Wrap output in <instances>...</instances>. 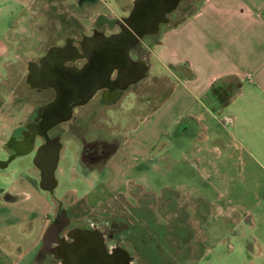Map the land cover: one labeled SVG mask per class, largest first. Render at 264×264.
Here are the masks:
<instances>
[{
    "label": "rangeland",
    "instance_id": "rangeland-1",
    "mask_svg": "<svg viewBox=\"0 0 264 264\" xmlns=\"http://www.w3.org/2000/svg\"><path fill=\"white\" fill-rule=\"evenodd\" d=\"M136 2L137 0H0V42L5 43L7 39L15 45L20 41L24 43L18 45L20 49L15 48L22 56L16 60L13 68L14 81L8 79L9 83L15 84V92L19 98L15 102L19 104V108H14L17 124L27 122L23 114L28 109L20 99L22 91L29 94L30 106H36L49 96L48 93L42 94L28 88L25 82L28 56L32 60H38L51 45L61 44L67 35H76L77 32L90 33L93 29L103 30L105 34L115 32L120 29L118 21L130 16ZM199 2L200 0H180L176 7L179 9L169 15L170 21L162 22L157 33L143 37L146 46L142 47V55L148 56L149 65L153 63L150 74L136 84V91H128L119 104L106 107V114L100 118L103 123L98 128L90 126L92 134L88 133V136L91 138L100 132L104 134L103 137L118 138L117 143L109 141L118 150L104 168L88 174L87 170L80 167L83 142L74 132L65 130L60 138L63 144L61 158L54 172L58 185L47 190L41 184L42 175L36 167V152L15 154L11 159L13 154L0 146V160L6 161L5 167H0V200L5 198L2 189L16 199L14 211L10 214L12 220L7 223L9 226L2 224L0 220V232L7 231L12 236V244L18 247L12 254L15 258L30 255L32 264H57L55 254L46 252L48 247L41 250L40 246L36 250L34 246L38 244L42 231L49 227L50 222L57 216L66 218L67 213L71 216L72 224H87L88 219L96 226L110 227L111 236L108 238L111 237L113 244L120 243L126 247L133 259L137 253L143 250L145 255L148 250L142 246L136 253L135 238L126 234L129 227L132 233L136 232L138 221H141L149 234L155 231L173 234L170 235L169 242V247L173 249L161 253L162 258L169 261L186 262L196 259L200 253L196 248L199 235L204 239L201 253L214 250L216 255L214 261L204 260L200 264H245V260L249 264L250 259L257 256L253 253L254 240L252 233H249L250 229L240 237L228 232L225 235L227 243L223 246L214 245L216 237L213 231L206 239L201 227L204 202L199 199L198 172L193 166L194 159L190 161L183 157L189 138L197 135L198 126L190 125L184 129V122L189 120L186 117L172 125L170 109L165 107L159 112L156 110L169 95L167 83L170 81L172 86L173 81L165 76H152L165 71L156 56H152V45L160 42L169 28L191 15L198 8ZM27 25L30 28L24 31L23 26ZM8 71L4 70L5 75ZM82 110L86 116L88 109ZM87 119L85 117L83 121L85 125ZM118 143L120 147L117 146ZM102 159L105 160L104 157ZM172 160H175L174 167ZM22 176L31 181L32 187L23 188L20 181ZM206 211L214 213L215 208L207 205ZM163 216L185 218L186 222L180 220L175 222V226L168 225L162 219ZM156 217L159 218L158 221L153 222ZM221 224L230 228L229 222L218 221L215 217L208 223L212 228ZM66 230L67 227L64 232ZM182 232L185 233L184 236ZM146 236L147 233L144 232L139 237ZM206 240L211 242V246H206ZM145 260L148 261L149 258Z\"/></svg>",
    "mask_w": 264,
    "mask_h": 264
},
{
    "label": "crops",
    "instance_id": "crops-1",
    "mask_svg": "<svg viewBox=\"0 0 264 264\" xmlns=\"http://www.w3.org/2000/svg\"><path fill=\"white\" fill-rule=\"evenodd\" d=\"M28 28L30 25L23 26L24 31ZM5 41L0 42V146L15 156L36 152L41 136L34 144L29 141L26 129L35 106H30L29 94L23 91L20 99L28 109L23 114L27 122L17 124L15 120L19 98L15 84L8 79L14 81L13 68L22 56L15 50L24 43L15 47L13 41ZM152 46V56L165 67L152 76L173 81L172 86L167 83L169 95L157 112L166 107L172 125L186 117L198 126L183 157L193 158L198 172L199 199L204 202L201 227L206 239L213 231L214 245L223 246L228 232L240 237L250 229L257 256L249 264H264V0H200L191 15L169 28ZM27 60L32 59L28 56ZM152 66L151 62L149 74ZM6 69L9 75H5ZM171 163L174 167L175 160ZM22 177L23 188L32 187L31 181ZM3 190L0 220L9 224L16 199ZM207 205H213L215 212H207ZM213 217L229 222L230 228L226 224L212 228L208 223ZM46 230L34 246L36 250L42 246ZM11 240L9 232H0V264H32L30 255L26 261L12 255L18 247ZM210 243L205 241L206 246Z\"/></svg>",
    "mask_w": 264,
    "mask_h": 264
},
{
    "label": "flooded vegetation",
    "instance_id": "flooded-vegetation-1",
    "mask_svg": "<svg viewBox=\"0 0 264 264\" xmlns=\"http://www.w3.org/2000/svg\"><path fill=\"white\" fill-rule=\"evenodd\" d=\"M138 1L130 16L118 21L120 29L117 31L105 34L103 30L93 29L90 33L77 32L80 37L67 35L61 44L51 45L38 60L28 63L25 82L29 88L49 94L34 107L35 113L26 129L33 144L41 136L36 150V166L42 175L41 184L47 190L58 185L54 172L61 158L63 144L60 138L65 130L81 138L84 146L79 166L88 174L104 168L118 150L109 142L113 140L117 143L118 138L103 137L101 132L91 138L88 133L92 134L91 127L98 128L103 123L100 118L106 114V107L119 104L123 96L128 91H134L136 84L149 74L148 56L142 55V47L146 46L142 39L157 33L162 22L170 21L169 15L179 9L176 7L180 0H161L157 7L158 0ZM146 10L149 14L143 23L144 16H140V11ZM85 108L88 109L86 116L82 110ZM85 117L88 118L86 125L83 122ZM190 125L189 120L185 121L184 129ZM117 146L120 147V143ZM39 158L40 161H37ZM57 217L50 222L41 246V250L48 247L46 252L55 254L57 264H200L204 260L212 262L216 256L214 250L201 253L204 239L199 235L196 248L200 253L196 259L186 262L163 259L161 253L173 249L169 247L170 235L173 234H160L162 231L149 234L138 221L136 232L132 233L129 227L126 234L135 238L136 253L142 246L148 250L145 255L142 250L133 259L126 247L120 243L113 244L111 237L108 238L111 236L110 227L96 226L88 219L87 224H72L69 213L64 219ZM162 219L173 226L180 220L186 222L185 218L163 216ZM66 227L67 232H64ZM144 232L147 233L146 238L139 237ZM184 234L182 232V236Z\"/></svg>",
    "mask_w": 264,
    "mask_h": 264
},
{
    "label": "water",
    "instance_id": "water-1",
    "mask_svg": "<svg viewBox=\"0 0 264 264\" xmlns=\"http://www.w3.org/2000/svg\"><path fill=\"white\" fill-rule=\"evenodd\" d=\"M175 1H176V0H175ZM138 2H139V1L137 0V3H138ZM160 2H161V0H158V2H157V4H156V7L160 5ZM137 3H136V4H137ZM143 6H144V5H143ZM143 6H142V7H143ZM143 8H145V7H143ZM140 13H141V14H140ZM140 13L136 14V15L134 16V18L137 19V18H138V15L140 14V16H144L143 19H142V22L144 23V22L146 21L147 17H148L149 12H148V10H146V11H144V12H143V11H142V12L140 11ZM142 13H143V15H142ZM140 16H139V17H140ZM84 84H85V82H84ZM84 87H85V86H84ZM84 91L86 92L87 89H84ZM85 92H84V93H85ZM14 157H15V156H12L11 159H13ZM11 159H10V160H11ZM4 163H5V164H4ZM4 163L0 162V166H2V165H6V162H4Z\"/></svg>",
    "mask_w": 264,
    "mask_h": 264
}]
</instances>
